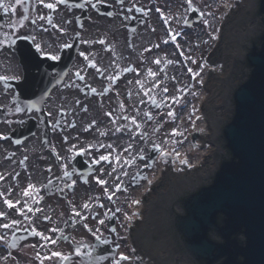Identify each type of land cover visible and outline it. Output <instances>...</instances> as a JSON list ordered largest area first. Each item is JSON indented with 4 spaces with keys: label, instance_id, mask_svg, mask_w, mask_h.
Wrapping results in <instances>:
<instances>
[{
    "label": "flooded vegetation",
    "instance_id": "obj_1",
    "mask_svg": "<svg viewBox=\"0 0 264 264\" xmlns=\"http://www.w3.org/2000/svg\"><path fill=\"white\" fill-rule=\"evenodd\" d=\"M196 1L193 0L194 8ZM44 2H55V0H44ZM93 2L97 4L96 9L86 4L85 0H68L66 5H58L55 11L45 8L37 0H24L22 5L16 6L15 13L9 11L5 14L0 9V40L5 39L4 33L17 36L14 44L10 40L7 41L6 46L0 44V76L7 78L6 84L0 80V134L7 137L0 139V174L5 177L4 180H0V192L11 191L12 195L7 198L12 199L14 204L21 198L22 190L29 182L42 186L50 177L54 179L62 175L63 170L59 165L63 161L56 158V153L59 152L62 157L66 156V149L71 144H77L79 147L111 143L117 149H122L128 143H133V151L131 153L121 151V157L136 155V150L143 148L148 160H137L135 166L124 169L129 174L121 177L123 186L127 188L133 181L132 177L137 173L141 175L136 179L147 176L149 167L145 168L144 163L151 165V162L155 161L156 164L160 156L157 149L154 151L153 145L160 144L162 147L164 121L162 112L165 107L163 104L159 108L156 107L148 98H144L145 103L140 104L142 92L140 96L137 95L141 90L135 81L138 78L145 79L147 69L151 68L154 72H158L156 80L161 81V84L160 88L155 89L150 95L158 100L166 96L178 95L176 89L179 88L181 80L191 79V74L187 72V68L195 66L191 63V59L196 60L197 54L201 59L210 43L206 30L211 27L210 17L208 19L203 15L199 24H189L187 18L193 9L187 7L186 0H125L123 6L117 0H93ZM133 2L142 6L147 11V15L137 11L128 13L126 9ZM5 3L14 4L15 0H5ZM25 7L28 8L27 12L24 11ZM156 9L162 10L169 21L168 24L162 21L161 14ZM41 15L52 16L53 23L39 20ZM125 16L128 19H124ZM205 19L209 21L208 25L204 24ZM33 20L36 21L35 24L32 23ZM12 25H15V29ZM153 28L155 31H152ZM16 29L19 30L18 33ZM60 29L64 31L61 32ZM168 29L176 35L175 42L169 38ZM101 39L106 40L107 43L103 45L98 43ZM165 39L169 40L167 44L163 42ZM37 43L41 45L43 51L59 55L60 59L51 60L37 52ZM65 44L70 47H63ZM177 44L179 47H176ZM156 45L159 47L157 48ZM108 48L113 51L106 50ZM81 52L89 59L85 60L80 55ZM181 52L184 55H180ZM156 58H161L160 65L152 63ZM167 60H172L174 63L168 64ZM92 61L107 71L101 75L91 67ZM133 67L139 70V77L133 72L124 71ZM77 71H81L84 75L83 81L75 75ZM113 75H118L120 79L109 82L107 77ZM172 77H176V80L173 81ZM129 80L132 84H128ZM153 82L155 81L151 77L145 80L148 86ZM85 85H91L98 92H105V95L100 97ZM164 87L169 88L166 94L161 91ZM41 98H44L42 104L39 103ZM77 100L80 101L79 104L76 103ZM121 101L128 109L129 115H135L133 107L139 108L141 115L138 119L142 121V130L150 137L147 141L140 140L139 137L132 140L128 132L109 131L112 125L105 113L111 111L116 115ZM84 108L88 111H83ZM149 111L155 117L152 121H148L143 116L144 112ZM93 120L97 121L96 126L85 131V127ZM73 122L75 127H72ZM157 126H160V131L153 132L152 129ZM101 131H108L109 134L101 136L99 134ZM64 137L68 138L67 143L64 142ZM108 151L110 150L106 148L100 149L99 152L92 149L90 154L84 155L74 152L73 158L68 161L70 169L76 170L74 178L77 184L74 191L65 189L61 193L55 185L66 183V178H62L61 181L54 179V185L40 193L44 196V200L39 205L43 212L29 214L33 217L31 224L27 220H22L18 230L0 229V235L8 236L7 244L0 242V264H41L36 254L39 252L43 256L46 254V249L40 246L42 242L33 234V228L45 235H53L47 231L51 227L63 229L70 240L62 241L59 239L60 234H55L59 244L55 250L65 253L72 252L75 243L82 240L96 244V255H100V246L103 249L107 246L115 247V233L109 232V229L114 227L112 219L104 217V211L109 208L113 211L116 205V201L110 202L104 195V187H108L109 191L114 187L113 177L107 175L111 166L103 161L94 164L91 159ZM25 156L28 159L22 165L19 161ZM49 166L52 167L51 173L46 171ZM101 168L104 170V175L100 173ZM16 173H19V176ZM116 174L113 173V176ZM96 176L108 180L109 183L98 186L94 179ZM85 180L88 182L84 183ZM65 197L78 207L85 202L92 207L96 197H99L105 208L94 207L92 211L100 212L101 217L106 221L105 224L97 225L89 213H85L89 216L86 221L69 220L71 213ZM5 208L3 199L0 198V211H4ZM10 215L12 218L21 219L16 215L14 208L10 210ZM44 215L51 216L52 220H44ZM84 223L93 230L100 227L105 238L111 243L103 245L95 241L83 227ZM52 247L49 245V248ZM6 255L9 256L7 261L3 260V256ZM44 264L50 262L45 261ZM55 264H60V261L57 260ZM83 264L88 262L85 260ZM103 264H111V259L108 257Z\"/></svg>",
    "mask_w": 264,
    "mask_h": 264
},
{
    "label": "water",
    "instance_id": "obj_2",
    "mask_svg": "<svg viewBox=\"0 0 264 264\" xmlns=\"http://www.w3.org/2000/svg\"><path fill=\"white\" fill-rule=\"evenodd\" d=\"M256 6L264 26V0H252L250 8ZM260 40V46L248 45L251 72L235 90L234 116L222 130L230 158L209 177L180 178L175 190L161 191L154 200L186 254L177 252L193 264H264V33ZM157 261L151 260L165 264Z\"/></svg>",
    "mask_w": 264,
    "mask_h": 264
},
{
    "label": "snow or ice",
    "instance_id": "obj_3",
    "mask_svg": "<svg viewBox=\"0 0 264 264\" xmlns=\"http://www.w3.org/2000/svg\"><path fill=\"white\" fill-rule=\"evenodd\" d=\"M37 2L39 4H43V6L49 10H53L55 11L58 7V5L61 4H67L68 0H55V2H48L45 3L44 0H37ZM117 2L120 5H124L125 0H117ZM24 3V0H15L14 4H9V3H5V0H0V9L3 10V12L5 14H8L9 11H11L12 13L16 12V6L17 5H22ZM86 4H89L93 9L97 8V4L93 2V0H85ZM186 4L188 8H192L195 11V8L193 7V0H186ZM24 11L27 12L28 8H24ZM126 11L128 13H132L133 11H137V12H142L145 15H147V11L142 7L139 6L138 4H136L135 2H133V4L130 7H127ZM156 11L158 13L161 14V19L165 24H168L169 21L166 18V16L164 15V13L162 12L161 9H156ZM111 15V14H110ZM201 15H204V13H201ZM208 15H212L211 13H208ZM134 18V17H133ZM25 20L27 19V17L24 18ZM53 17L49 16V17H45L43 15L39 16V20L41 21H47V23L52 24L53 23ZM124 19H128L127 16L124 17ZM33 24L36 23L35 20L32 21ZM186 23V21H185ZM204 24L208 25L209 21L207 19L204 20ZM83 25H81L82 27ZM12 27L15 29V25H12ZM54 27H59L58 25H54ZM61 32L64 31V29H60ZM152 31H155V28L152 29ZM169 33V38L175 42L176 41V35L171 33V29L167 30ZM16 32L18 33L19 30L16 29ZM3 36L5 37L4 40H0V44H4L5 46L7 45V41L10 40L12 44L15 43L17 36L16 35H12L10 33H4ZM21 38H27V37H21ZM212 39H216L217 37L212 36ZM84 43H89V41H83ZM165 44H167L169 42L168 39H165L163 41ZM95 43V42H93ZM98 43L100 44H106V40L101 39L98 41ZM205 43H207V41H205ZM63 47H70V45L65 44ZM156 47L158 48L159 45H156ZM176 47H179V44L176 45ZM36 50L37 52H40L42 55H45L47 58L51 59V60H59L60 56L56 55V54H52L49 52H45L43 51V49L41 48V45L39 43L36 44ZM108 51H113V49L108 48L106 49ZM146 51H150V49H146ZM81 56L84 57L85 60H88L89 57L81 52L80 53ZM180 55H184L183 52L180 53ZM115 62V61H114ZM152 63L154 65H160L161 64V58H156L152 61ZM168 64H172L174 63V61L172 60H167ZM191 63L195 64L196 60L195 59H191ZM91 67L96 69L97 72H99L101 75H103L107 69H101L95 61L91 62ZM204 67L203 65L200 67V69L198 71H193V69L191 67L187 68V72L191 74V78L193 80H195L197 77L200 76L201 72H203ZM124 71L126 72H133L137 75V77H139L140 72L138 69H136L135 67L133 68H126L124 69ZM75 75L81 80L83 81L85 79L84 75L81 74V71H77L75 73ZM158 76V72H154L151 68L147 69V76L145 77V79H136L135 84L139 86V89L141 90L140 92H137V95L140 96L141 92H142V96L141 99L139 100L140 104H144L145 103V99L144 98H148V100H150V102L155 105L156 107H161V105H166L169 109V111L167 112V118L175 121L176 116H175V108L173 107L174 104H180L181 101L184 98L185 90L183 88H177L176 92L179 93V95H172V96H166L165 98H163L162 100H158L155 96L150 95V93H153L155 89H159L160 88V84L161 81H157L156 77ZM151 77L153 79V83H151L150 86L146 85L145 80ZM107 79L109 80V82L113 81V80H119L120 77L118 75H113V76H108ZM0 80H3L5 82V84L7 83V78L4 76H0ZM172 80L175 81L176 77H172ZM200 84H203V80H199ZM128 84H132V81L129 80ZM86 87L90 88L92 93L97 94L100 97H103L105 95V92H98L97 89L95 87H92L91 85H85ZM194 87V85H193ZM161 91L163 93H168L169 92V88L168 87H164L161 89ZM193 95H196L197 93L192 92ZM117 95H119V93H117ZM128 98H131V93H128ZM169 101H171V103H169ZM77 104L80 103L79 100L76 101ZM20 109H17V111H19ZM61 111H64V109H61ZM83 111L87 112L88 109L84 108ZM196 109L193 106L192 112L189 114V121L192 123L193 127H195V120H198L200 117L196 116ZM133 112H135V115H129L128 113V109L126 108V106L124 105V103L121 101L119 104V111L116 113V115L113 114V112L109 111L106 112L105 115L107 117L110 118V123L112 125V129H110L109 131L114 130L116 133H123V132H128L130 134V137L132 140H135L137 137H139L140 140H144L147 141L150 137L149 134L144 132L142 130V121L138 119V117H140L141 113L139 108H135L133 107ZM49 115H51V113H49ZM143 116L147 118L148 121H152L155 119V117L152 115L151 112H144ZM193 117H195V119H193ZM120 121H123V123H120ZM97 124L96 120H93L91 122V124L87 125L85 127V131H89L91 130L93 127H95ZM75 123H72V127H75ZM153 132H159L160 131V126L154 127L152 129ZM201 131H203L201 129ZM101 136H107L109 133L108 131H101L99 133ZM169 136L173 137V145L182 143V139L181 138H186L185 137V133L184 131H181L179 129V127L173 128L171 130L170 133H168ZM0 139H7V137L3 136L2 134H0ZM64 142L67 143L68 142V138L64 137ZM19 143V142H18ZM164 143H167V141H165ZM153 147L155 149H157L160 152V155L162 158H167L169 156L175 155L178 159H180V163L181 164H185L188 165L189 167H191L192 165L189 164V161L187 159L186 156H184V158H180L181 154L180 152L176 149V147H172L170 150H164L160 144H154ZM108 149L110 151H108L106 154H102L99 155L97 157H92V162L94 164H100L102 161L106 162L108 165L111 166L110 171L107 173L108 176L113 177V182H114V187L112 188L111 191H109L108 187H104V195L107 197L108 201H113V197L120 191H127V188L123 186V181L121 179V177H126L128 176V172L126 170H124L125 168H131L133 166L136 165L137 160L139 161H147L148 158L144 155V149L140 148L136 150V155H130L128 157H121V151L123 153H131L134 149V145L133 143H128V145L126 147H123L122 149H117L113 144L109 143V144H103V143H98L95 145H84V146H79L77 144H71L69 145V147L66 149L67 155L62 157L60 156L59 152L56 153V158L58 160L63 161V163H61L59 165V167L63 170L62 171V175L61 176H56L54 179L55 181H61L62 178H66V183H61V184H56L55 187L58 188V190L63 193L65 191V189H67L68 191H74V187L77 184V180L74 178V176L76 175V170L74 168L70 169V165L68 163V161H70L73 157L72 154L75 152L79 155H84L85 153L90 154L92 149H95L97 152L100 151V149ZM28 159L27 156H25L23 158V160L19 161L20 164H24L25 161ZM165 163H167V159H165L164 161ZM152 164L155 163V161L151 162ZM145 168L149 167V163L145 162L143 165ZM47 172L51 173L52 172V167L49 166L46 169ZM100 173L101 175H104V170L103 168L100 169ZM113 173H117L115 176H113ZM17 176H19V173H16ZM140 173H137L135 176L132 177L133 181L137 178V176H140ZM5 177L0 174V180H4ZM54 179L53 178H49L47 180V183L42 185V186H38L35 183H31L29 182L26 187L22 190V196L21 198L17 199L15 204L13 203L12 199H8V196L12 195L11 191H8L7 193L5 192H0V198L3 199V204L6 206L4 211H0V221H6V222H0V229H4V230H18L19 226L21 225L22 220H27L30 224L32 223L33 217L29 214L32 213H40L43 212V209L39 206L41 204V202L44 200V196L40 195V193L46 189H49L50 187H52L54 185ZM95 182L97 183L98 186H104L107 185L109 183L108 180L105 179H100L99 176L94 177ZM143 179L147 180V182L150 184L152 183L151 180H149L147 178V176H143ZM88 181L85 180L84 183H87ZM66 199V203H67V207L71 213V215L69 216V220H72L73 222H75L77 219H79L80 221H86L89 216L86 215L85 213H89L91 214L92 219H94L96 221L97 225H104L105 224V219L103 217H101L100 212H93L92 208L94 207H98L100 209H104L105 205L104 203L100 202V198L96 197V201L95 203H93L92 207L89 206L88 202L83 203L81 206H77L75 205L72 200H69L65 197ZM140 203L139 200H132L131 201V205H138ZM19 205V206H18ZM15 209V213L18 217H20L21 219H16V218H12V216L10 215V210ZM111 212V215H109V213ZM121 212L120 208H116L115 211L113 212L112 209H106L104 211V217H107L109 220H111L113 218V216H115L116 213ZM138 213H133V216H137ZM125 219L126 220H131L132 216H129L127 212L124 213ZM44 220L47 221H51L52 218L49 215H44L43 217ZM65 223L67 224L68 221L66 220ZM83 227L87 230V232L94 238L95 241H98L100 244L103 245H107L109 243H111L110 240L106 239L104 236L103 231L101 230L100 227H97L95 230H93L92 227H90L87 223L83 224ZM49 233L53 234V235H45L43 232L36 230L35 228L32 229V232L35 236L40 238L41 243V247L46 249V254L41 256V254L38 252L37 258L40 259L41 264H44L45 261L50 262V264H55V262L57 260L60 261V264H83V261H87L88 264H92L93 261H107L108 257L103 256V255H96L97 252V246L95 243H90L87 241H80V242H76L73 248L72 252L69 253H65L63 251H58L55 250L56 248L59 247L58 244V239L55 237V234L59 233V239L62 241H68L70 240V237L68 235H65L63 232V229H60L58 227H51L47 230ZM109 232L111 233H117V230L115 227H111L109 229ZM118 235V233H117ZM0 242H4V243H8V236L7 234L4 235H0ZM14 245V242H13ZM49 245L53 246L52 248H49ZM12 246V245H10ZM33 247H35V245H33ZM116 248H119V245H116ZM133 251H135L133 249ZM9 259V256H3V260L7 261ZM131 258L123 253H118V258L117 256H113L111 258V264H122L123 261H129Z\"/></svg>",
    "mask_w": 264,
    "mask_h": 264
},
{
    "label": "rangeland",
    "instance_id": "obj_4",
    "mask_svg": "<svg viewBox=\"0 0 264 264\" xmlns=\"http://www.w3.org/2000/svg\"><path fill=\"white\" fill-rule=\"evenodd\" d=\"M224 0H202L201 2H199V5L201 8H203L206 12V14L208 15V13H211L212 14V18H211V21H212V25L210 27V29H207V32L209 33V36L212 37V33H213V30L216 26V18H217V15L218 13L221 11V7L223 6L222 2ZM181 4H183V1H181ZM207 18L209 19V15L207 16ZM199 67L197 66L196 67V70H198ZM183 85V84H182ZM195 87H197V84H195ZM199 88V87H198ZM195 93L198 94V90L197 88H195ZM194 95V98L193 96L191 97L190 96V102L189 100H182L181 103H180V110L175 114L176 116V119L175 121H172L170 119H168L166 117V120H165V126H164V129H163V137L164 139H168L167 141H170V143H172V137L168 135V133H170V130H171V127L174 125H178L179 129L181 131H184L185 133V137L186 138H181L182 139V143H179L180 145L182 144H185L187 145L188 143V138H189V133L191 131V122L189 121L188 117H189V114L192 112V109H193V106L195 107L198 103V96ZM189 102V106L186 108V109H183L182 110V107L185 105V104H188ZM191 103V104H190ZM179 113V114H178ZM178 121V122H177ZM169 136V137H168ZM169 144V142L163 144V147H166V145ZM179 145V146H180Z\"/></svg>",
    "mask_w": 264,
    "mask_h": 264
},
{
    "label": "bare ground",
    "instance_id": "obj_5",
    "mask_svg": "<svg viewBox=\"0 0 264 264\" xmlns=\"http://www.w3.org/2000/svg\"><path fill=\"white\" fill-rule=\"evenodd\" d=\"M204 96H205V94H204ZM191 147V146H190ZM146 187V186H145ZM134 211H136V209H134ZM124 264H128V263H124Z\"/></svg>",
    "mask_w": 264,
    "mask_h": 264
}]
</instances>
